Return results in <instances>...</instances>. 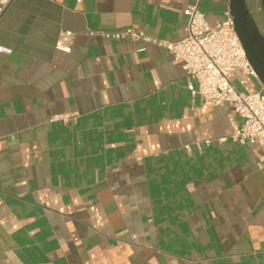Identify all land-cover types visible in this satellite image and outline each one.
Here are the masks:
<instances>
[{"label": "crops", "instance_id": "crops-1", "mask_svg": "<svg viewBox=\"0 0 264 264\" xmlns=\"http://www.w3.org/2000/svg\"><path fill=\"white\" fill-rule=\"evenodd\" d=\"M189 2L13 0L3 12L0 264H264L263 149L219 141L232 107L193 96L166 47L101 33L178 40ZM201 8L211 24L230 13L229 0ZM62 30L75 32L70 53L55 48Z\"/></svg>", "mask_w": 264, "mask_h": 264}, {"label": "built area", "instance_id": "built-area-1", "mask_svg": "<svg viewBox=\"0 0 264 264\" xmlns=\"http://www.w3.org/2000/svg\"><path fill=\"white\" fill-rule=\"evenodd\" d=\"M12 1L0 0V17ZM184 14L187 18L184 36L178 40L153 39L143 30L134 27L101 33L108 38L119 40L130 36L166 47L175 62L190 77L188 89L193 96L199 95L214 105L228 104L232 107V131L219 137V141L230 137L242 144H257L263 149L261 164L264 166V86L252 89L249 85V81L260 80L235 29L234 17L228 13L226 19L211 24L201 8V0H190ZM95 33L90 32L92 35ZM74 37V31L62 30L55 48L70 53ZM76 117L77 113H61L54 115L52 120L67 122ZM211 139L197 138L195 143L201 148L202 142L210 144Z\"/></svg>", "mask_w": 264, "mask_h": 264}, {"label": "water", "instance_id": "water-1", "mask_svg": "<svg viewBox=\"0 0 264 264\" xmlns=\"http://www.w3.org/2000/svg\"><path fill=\"white\" fill-rule=\"evenodd\" d=\"M264 14V0H262ZM235 29L257 77L264 86V32L252 15L247 0H229Z\"/></svg>", "mask_w": 264, "mask_h": 264}, {"label": "rangeland", "instance_id": "rangeland-1", "mask_svg": "<svg viewBox=\"0 0 264 264\" xmlns=\"http://www.w3.org/2000/svg\"><path fill=\"white\" fill-rule=\"evenodd\" d=\"M247 3H248L249 9L252 15L254 16L256 22L258 23L260 28L264 30V14L262 10V0H247ZM258 7L260 8V10H257ZM254 81L258 83L257 85L258 88L262 87V84L260 83V81H256V79ZM249 85L252 87V89L257 88L254 86L253 83H251V81H249ZM239 88L241 89V87Z\"/></svg>", "mask_w": 264, "mask_h": 264}, {"label": "flooded vegetation", "instance_id": "flooded-vegetation-1", "mask_svg": "<svg viewBox=\"0 0 264 264\" xmlns=\"http://www.w3.org/2000/svg\"><path fill=\"white\" fill-rule=\"evenodd\" d=\"M262 30V29H261ZM264 32V30H262Z\"/></svg>", "mask_w": 264, "mask_h": 264}]
</instances>
